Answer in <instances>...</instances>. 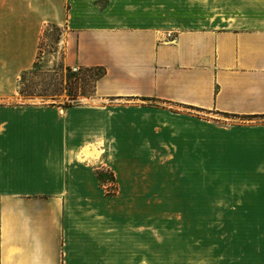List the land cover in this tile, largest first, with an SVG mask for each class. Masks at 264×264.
<instances>
[{"label": "crops", "instance_id": "0c3cea01", "mask_svg": "<svg viewBox=\"0 0 264 264\" xmlns=\"http://www.w3.org/2000/svg\"><path fill=\"white\" fill-rule=\"evenodd\" d=\"M47 26L91 101L17 98ZM190 257L264 264V0H0V264Z\"/></svg>", "mask_w": 264, "mask_h": 264}, {"label": "rangeland", "instance_id": "374dc122", "mask_svg": "<svg viewBox=\"0 0 264 264\" xmlns=\"http://www.w3.org/2000/svg\"><path fill=\"white\" fill-rule=\"evenodd\" d=\"M63 33L62 28L45 27L33 66L19 76L17 98L40 102L54 101L60 104L91 101L93 83L100 71L95 68L64 64ZM105 176L110 179L109 175L105 174ZM110 188L113 186H109ZM180 264L189 263L185 260Z\"/></svg>", "mask_w": 264, "mask_h": 264}, {"label": "bare ground", "instance_id": "6f19581e", "mask_svg": "<svg viewBox=\"0 0 264 264\" xmlns=\"http://www.w3.org/2000/svg\"><path fill=\"white\" fill-rule=\"evenodd\" d=\"M85 154H88V153L85 151Z\"/></svg>", "mask_w": 264, "mask_h": 264}, {"label": "trees", "instance_id": "16d2710c", "mask_svg": "<svg viewBox=\"0 0 264 264\" xmlns=\"http://www.w3.org/2000/svg\"><path fill=\"white\" fill-rule=\"evenodd\" d=\"M99 75V74H98ZM98 75L96 77H98Z\"/></svg>", "mask_w": 264, "mask_h": 264}]
</instances>
